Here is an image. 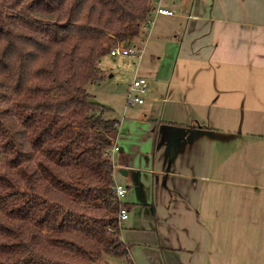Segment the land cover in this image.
<instances>
[{
    "label": "crops",
    "instance_id": "1",
    "mask_svg": "<svg viewBox=\"0 0 264 264\" xmlns=\"http://www.w3.org/2000/svg\"><path fill=\"white\" fill-rule=\"evenodd\" d=\"M161 5L174 15L152 14L148 32L118 43L141 49L140 58L108 55L134 74L117 87L119 98L136 76L147 81L136 107L145 128L124 148L116 139L114 170L127 171L121 240L132 264H256L264 247V0ZM230 247L241 259L226 257Z\"/></svg>",
    "mask_w": 264,
    "mask_h": 264
},
{
    "label": "trees",
    "instance_id": "2",
    "mask_svg": "<svg viewBox=\"0 0 264 264\" xmlns=\"http://www.w3.org/2000/svg\"><path fill=\"white\" fill-rule=\"evenodd\" d=\"M152 13L150 0H0V264H132L108 155L119 122L88 88Z\"/></svg>",
    "mask_w": 264,
    "mask_h": 264
},
{
    "label": "rangeland",
    "instance_id": "3",
    "mask_svg": "<svg viewBox=\"0 0 264 264\" xmlns=\"http://www.w3.org/2000/svg\"><path fill=\"white\" fill-rule=\"evenodd\" d=\"M103 66L104 70L107 72V78H104L99 82V84L96 83V86H89L88 90L98 103L111 109V118L120 122L119 138L117 142L121 148H124V144L131 141L132 138H134V135L139 134L140 130L145 128V125L141 123L145 119L141 108L135 107L133 110H129L125 115L127 99L123 100L116 95L117 87L121 84L126 85L134 74L129 68H127V66L122 65L120 60L116 59L115 63V59L110 56L103 59ZM111 75H114V78H111ZM143 98L146 102V98ZM149 147L151 149L153 147L152 144H150ZM120 155L121 153L118 152L113 156L114 164L117 163V159ZM211 178L213 179L214 177L212 176ZM123 180L124 178L120 175V173L115 172L114 181L116 183H118L117 181H121L123 184L121 185L126 187ZM126 201V197L121 200L122 204H125ZM229 223L231 227H234L231 220ZM231 249L233 248L230 247L226 257L234 260L241 259V254H244V252H241L240 248L238 249V252H235V248L233 251H231ZM259 250L261 251H257L253 254H258L260 256V261L256 262L251 260L250 262H255L256 264L264 263V247L259 248ZM214 259L212 262H214Z\"/></svg>",
    "mask_w": 264,
    "mask_h": 264
},
{
    "label": "built area",
    "instance_id": "4",
    "mask_svg": "<svg viewBox=\"0 0 264 264\" xmlns=\"http://www.w3.org/2000/svg\"><path fill=\"white\" fill-rule=\"evenodd\" d=\"M150 2H152V4L155 2L159 3L158 6L153 8V13H152L153 15H165V16L174 15V11L172 9L164 8L161 5L162 0H150ZM151 25H152V20L150 18L148 22L145 23V25H143L142 31L144 33L148 32ZM141 54H142V50L137 48L136 46L117 45L110 51V55L112 57L140 58ZM146 88H147L146 79L138 78L137 76L133 79L128 91L126 110L144 105L145 101L143 98V94L146 92ZM118 152H119L118 146L114 145V147L111 149L108 155L112 159L113 156ZM113 191L116 194L117 198L121 201L127 193V188L122 186L121 184L114 182ZM127 219H128V211L125 208H123L121 209L119 214V221L122 223Z\"/></svg>",
    "mask_w": 264,
    "mask_h": 264
},
{
    "label": "water",
    "instance_id": "5",
    "mask_svg": "<svg viewBox=\"0 0 264 264\" xmlns=\"http://www.w3.org/2000/svg\"><path fill=\"white\" fill-rule=\"evenodd\" d=\"M119 173H120V175H122V176H126V175H127V171H126L125 169H121V170L119 171Z\"/></svg>",
    "mask_w": 264,
    "mask_h": 264
}]
</instances>
